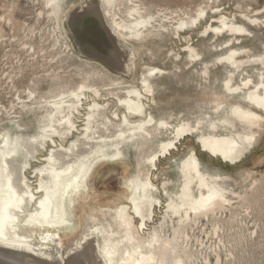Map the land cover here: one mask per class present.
<instances>
[{
	"label": "rangeland",
	"instance_id": "374dc122",
	"mask_svg": "<svg viewBox=\"0 0 264 264\" xmlns=\"http://www.w3.org/2000/svg\"><path fill=\"white\" fill-rule=\"evenodd\" d=\"M49 2L0 0V133L12 139L19 136L30 151L18 154L13 161L15 176L18 179L27 176L36 186L39 168L48 163L53 151L59 166H66L80 156L97 162L88 188L72 200L70 210L75 224H80L81 216L87 214L111 220L117 208L129 204L131 181L150 177L155 185L154 196L160 202L141 232L145 240L152 239L155 232L162 240H176L173 256L183 259L185 264H264V119L252 127L230 114L234 105L263 115L264 111L246 101L244 92L230 94L225 87L231 74L234 85L249 78L258 83L264 78V0H114L108 6L109 12L105 10L114 28L113 17L122 23L135 21L140 16L132 10L136 6L141 15L153 17L139 38L122 30L124 40L135 50L129 75L114 73L101 63L78 55L64 20L81 0ZM202 5L208 16L198 21L197 28L185 26L176 32L174 25L178 26L181 18L189 20ZM222 15L249 28L247 36L232 40L231 47L248 53L238 57L240 70L219 61L232 51L225 45L230 36L205 34L209 25L220 24L216 20ZM247 16L258 18L259 25H251ZM189 45L201 54L198 59L191 55ZM151 72H154L149 79L155 101H148L147 109L156 119L168 121L170 127L189 122L198 131L183 136L176 148L154 162L150 158L160 150L162 142L172 138L173 127L163 132L152 129L153 138L148 141L138 139L121 145L122 154L116 161L107 159L114 153L109 146L99 157L95 152L99 141L111 140L121 129L120 117L126 111L121 100L129 89L145 92L143 78ZM82 86H86L85 94L72 111L76 127L63 143L54 136L59 148L48 135L44 141L35 139L47 133L43 130L46 124L62 129L57 121L61 114L52 118V102L63 96L69 99L67 95ZM95 103L102 106L101 114L95 115L91 130L86 133V118ZM226 119L235 123V128L224 122ZM215 124L218 134L237 131L254 136L250 151L237 163L212 155L198 141V134L211 133ZM86 134L90 137L85 138ZM110 140L106 143L110 144ZM73 141L77 145L67 154L65 150ZM193 153L200 160L201 170L216 176L218 184L229 191L231 202L215 212L187 218L183 210L179 213L170 209L169 203L172 200L180 203L178 194L184 183L182 164ZM23 161L27 162L24 169ZM193 193L200 196L196 183ZM72 209H77V214ZM135 220L134 224H138V218ZM173 259L169 257L167 264H174Z\"/></svg>",
	"mask_w": 264,
	"mask_h": 264
},
{
	"label": "bare ground",
	"instance_id": "6f19581e",
	"mask_svg": "<svg viewBox=\"0 0 264 264\" xmlns=\"http://www.w3.org/2000/svg\"><path fill=\"white\" fill-rule=\"evenodd\" d=\"M113 1L102 0L104 10L109 12L108 6ZM56 4L57 2H55ZM132 10L140 15L133 22L122 23L113 17L114 28L109 21L117 35L123 37V39L119 37L123 41H125V37L122 30L129 31L134 38H139L143 35L144 31L142 30L148 28L153 18L149 15L148 17L141 15L137 6ZM207 16L208 11L202 5L195 15L189 17V20L181 18L178 22L179 25H174L175 31L181 32L185 26L197 28L198 21ZM246 20L253 26L260 23L258 18L247 16ZM216 21L220 24L209 25L205 34L211 32L216 37L229 35V40L225 42L226 47H231L234 44L232 43L233 39L236 38L235 40H237L248 35V27L235 23L225 15L217 17ZM172 31L176 33L174 30ZM187 48L192 52L191 55L197 59L201 56L194 47L189 45ZM231 48L232 51L221 57L219 61L240 70L241 60L238 57L243 53L246 54L247 50L241 51L234 47ZM209 68L207 63L206 71ZM152 70L154 71L155 68ZM153 74L154 72H151L150 75L143 78L145 92L139 89H129L127 96L121 100L126 109L123 116L120 117L121 129L114 134L111 140L108 139L111 141L110 144L106 143L107 139H99L100 144L95 151L100 155L99 157H101L104 148L109 146L114 153L107 159L116 161L122 154L121 145L138 139L148 141L153 138L152 129L163 132L164 129L173 127H170L171 125L166 120L156 119L152 112L147 109L148 101H155L153 97L154 88L149 79ZM233 77L234 75L231 74L230 78L225 81L227 91L230 94L244 92L246 101L264 111V78L262 77L258 83H254L252 78H249L241 84L234 85ZM85 89L86 86H82L81 90L71 91L67 95V97L70 96L67 100L65 96L59 100H54L52 102V118L61 114L57 117V121L62 129L46 124L43 130L44 133H47L41 134L35 139L42 138L44 141L48 135L52 142L58 146V140L54 139V136H57L63 143L66 136L76 127L72 119V111L76 109L78 102L85 94ZM245 89L248 90L244 91ZM101 107L98 103L90 106L91 111L86 118L87 125L84 129L86 133L91 130L90 124H92L95 115L101 114ZM230 114L252 127L264 119V115L260 112L240 105H234ZM131 116H139L141 119L133 121ZM224 122H230L231 126L235 128V123L230 120L226 119ZM216 127L215 124L211 133L198 134V141L202 148L214 156H220L223 160L237 163L250 151L254 136L237 131L229 134H218ZM197 128L189 122L181 123L178 127L174 126L172 138L160 144V150L150 158L151 161L154 162L158 156H163L165 153H169L171 149L176 148L177 142L183 136L197 132ZM5 135L0 133V255L19 264H167L169 257L174 258V264H185L183 259L173 256L176 253V240L175 242L172 241L173 239L162 240L157 232L149 240H145L141 236V232L144 231L151 217L154 216L155 205L160 202V199L154 196L155 185L150 177L142 180L135 178L131 181L128 196L129 204H123L117 208L111 220H106L103 215L96 217L93 214H87L84 217L81 216L80 224H75L74 214L70 210L72 200L75 201L74 199L79 197L84 189L88 188L89 178L97 162L87 157L78 156L76 161L68 162L66 166H59V161H57L53 151L47 158L48 163L39 168L40 178H38V184L33 186L27 176L21 179L15 176L16 167L13 161L18 154L24 155V152L28 150L24 145L25 143L20 142L19 136L12 139ZM86 137L89 138V134H86ZM60 145L63 147V144ZM76 145L77 142L73 141L68 150H65L67 154L72 152ZM28 152L30 151L28 150ZM25 157L27 158V156ZM26 161H23L22 169L27 167ZM182 174L184 183L181 192L178 194L180 203L174 200L169 203L170 209H173L174 212L180 213L183 210L187 218H192V214L199 216L215 212L217 208L225 207L231 202L227 196L229 191L218 184L216 176L201 170L200 160L194 153L183 162ZM195 183L200 188L199 197L193 193V184ZM136 218L139 220L138 224H134ZM115 236H119V239H115Z\"/></svg>",
	"mask_w": 264,
	"mask_h": 264
},
{
	"label": "water",
	"instance_id": "95a60500",
	"mask_svg": "<svg viewBox=\"0 0 264 264\" xmlns=\"http://www.w3.org/2000/svg\"><path fill=\"white\" fill-rule=\"evenodd\" d=\"M65 29L79 56L97 61L110 71L129 75L135 50L110 25L102 0H82L65 16ZM0 264H19L0 255Z\"/></svg>",
	"mask_w": 264,
	"mask_h": 264
}]
</instances>
